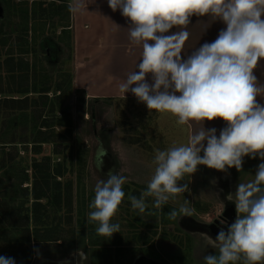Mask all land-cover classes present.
I'll return each instance as SVG.
<instances>
[{
    "label": "rangeland",
    "instance_id": "374dc122",
    "mask_svg": "<svg viewBox=\"0 0 264 264\" xmlns=\"http://www.w3.org/2000/svg\"><path fill=\"white\" fill-rule=\"evenodd\" d=\"M8 1L0 0V256L15 264H205L218 255L214 240L237 215L228 196L264 161L246 156L242 171L200 165L179 182L189 191L160 208L146 197L145 212L134 210L129 197L147 190L156 152L187 144V127L139 101L86 98L72 83L71 35L60 31L58 2ZM99 141L106 155L97 170ZM110 170L128 180L112 218L120 232L108 238L87 214L96 181ZM34 191L43 197L36 209ZM181 206L192 216L170 219Z\"/></svg>",
    "mask_w": 264,
    "mask_h": 264
},
{
    "label": "clouds",
    "instance_id": "9594fccd",
    "mask_svg": "<svg viewBox=\"0 0 264 264\" xmlns=\"http://www.w3.org/2000/svg\"><path fill=\"white\" fill-rule=\"evenodd\" d=\"M112 11L120 10L130 21L129 39L141 48L137 70L119 84V91H129L149 110L170 113L178 125L192 123L202 127L191 134L187 144L158 150L154 174L140 198L130 196L134 210L144 213L146 197L154 198L160 208L170 198L189 191L180 181L194 174L198 166L226 172L242 171L244 157L264 161V85L254 70L264 60V0H107ZM73 15L85 10L84 0H72ZM211 16L226 27L211 43H204L187 59L182 58L190 33L187 27L193 16ZM179 29L175 32L170 30ZM151 76V83L148 77ZM225 122L217 130H206L205 121ZM201 152L203 155L201 156ZM106 150L99 141L96 168H102ZM107 179H98L94 198L87 214L96 223V233L111 238L120 232L112 223L124 200L123 185L128 177L109 171ZM234 195V198H233ZM228 199L234 201L236 219L217 234L218 255L204 257L205 264H264V162L257 167L254 179L237 185ZM192 216L181 206L169 218ZM0 264H15L11 257L0 256Z\"/></svg>",
    "mask_w": 264,
    "mask_h": 264
},
{
    "label": "crops",
    "instance_id": "0c3cea01",
    "mask_svg": "<svg viewBox=\"0 0 264 264\" xmlns=\"http://www.w3.org/2000/svg\"><path fill=\"white\" fill-rule=\"evenodd\" d=\"M33 0H30L32 4ZM45 3L55 1L60 5L62 23L60 31L66 30L71 35L68 46L71 48L70 63L73 64L72 83L75 89L81 88L88 99H118L129 101L130 104L138 101L129 91H119V84L130 72L137 70L141 48L133 45L129 39L128 28L130 21L118 9L115 12L109 7L107 0H84L85 10L82 14L73 15L69 11L72 0H42ZM41 3V2H40ZM35 8V7H32ZM65 14H62V11ZM58 13V14H59ZM226 25L211 16L199 17L193 15L187 31L190 33L185 42L182 58L187 59L204 43H211ZM179 29L175 27L171 32ZM259 84L264 85V60H261L254 70ZM151 83V76L148 78ZM257 101L264 104V97H257ZM187 127V142L191 134L198 131L202 124L192 123ZM206 130L215 128L217 136L224 121L216 119L205 121Z\"/></svg>",
    "mask_w": 264,
    "mask_h": 264
},
{
    "label": "trees",
    "instance_id": "16d2710c",
    "mask_svg": "<svg viewBox=\"0 0 264 264\" xmlns=\"http://www.w3.org/2000/svg\"><path fill=\"white\" fill-rule=\"evenodd\" d=\"M7 2H9L8 0H7ZM20 2H22L23 3V5H25V2H28L27 0H19V3ZM35 3H36V0H33L32 1V6L33 7H35ZM61 32H63L64 34H67L68 32H66V30H62ZM5 44V42L3 41V40H1L0 39V46H3ZM19 69H20V71H23L24 70V68H23V66H22V64L21 65H19ZM10 71V70H9ZM18 93H20V94H23L24 96H26L28 93L29 94H33V93H38V92H36L35 91V89H33L31 92H27V91H20V92H18ZM21 97V96H20ZM5 101H8L9 99L8 98H5L4 99ZM11 101H21V100H19V99H13V100H11ZM1 144V143H0ZM6 145H2V147H0L1 148V150L3 151L6 147H5ZM5 152V151H4ZM3 166V165H2ZM3 168V167H2ZM44 196V195H43ZM42 198L43 197H41V195L39 196L35 191H34V193L32 194V205H33V207H34V209H36V207H38V206H41L40 205V201L42 200ZM25 230V232L27 233V235H28V230H27V228H25L24 229ZM33 238H34V242H52L53 240L51 239V240H45V239H43V240H39V237L38 238H35L34 236H33Z\"/></svg>",
    "mask_w": 264,
    "mask_h": 264
}]
</instances>
